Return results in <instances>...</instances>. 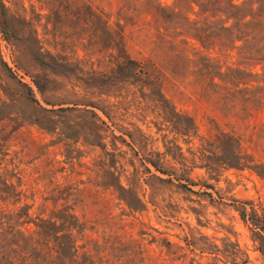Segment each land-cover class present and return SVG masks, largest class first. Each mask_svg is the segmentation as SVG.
<instances>
[{"label":"rangeland","instance_id":"rangeland-1","mask_svg":"<svg viewBox=\"0 0 264 264\" xmlns=\"http://www.w3.org/2000/svg\"><path fill=\"white\" fill-rule=\"evenodd\" d=\"M3 1L0 143L18 165L22 190L33 193L30 212L62 207L66 196L82 220L96 222L91 237L140 241L144 264H264V176L247 167L211 173L191 154L201 138L232 130L264 165V110L236 112L210 96L214 89L201 93L186 73L185 51L145 30L151 13L134 0ZM117 23L127 24L132 58L152 59L164 95L193 117L191 143L162 112L125 98L137 87H125L118 72L122 43L107 32ZM39 46L44 64L30 52ZM50 196L63 198L54 204L44 200ZM140 230L150 236L141 239Z\"/></svg>","mask_w":264,"mask_h":264},{"label":"trees","instance_id":"trees-1","mask_svg":"<svg viewBox=\"0 0 264 264\" xmlns=\"http://www.w3.org/2000/svg\"><path fill=\"white\" fill-rule=\"evenodd\" d=\"M134 1L145 5L151 13L152 21L146 23L145 30L153 29L157 39L177 53L185 51L186 73L193 77L201 93L214 89L210 96L223 99L236 112L264 110V0ZM0 6L2 14L9 9L3 0ZM4 22L7 25V20ZM126 25L117 23L115 31L107 25L108 35H118L122 43L117 65L121 80L125 87H137L136 90L127 87L125 98L130 96L131 104L143 111L162 112L175 133L185 135L186 143H191V137L198 132L193 117L178 111L164 95L162 79L152 59L141 61L129 54ZM30 52L37 61L45 63L40 46L30 48ZM233 57L234 61L228 60ZM34 82L41 90L40 84ZM137 92L141 97L136 100ZM201 140L191 154L207 171L217 173L224 167H247L264 176L263 163L247 152L236 132L220 129ZM7 155L8 147L0 143V264H144L140 241L132 235L126 238L105 233L101 238L91 237L89 232L96 222L90 225L82 220L71 205H66V196L45 197L44 200L51 198L54 204L62 198L65 202L49 211L39 206L37 213L32 214L33 202L26 199L34 200L33 193L28 195L22 190L18 165ZM149 162L155 169H161L157 162ZM145 234L150 236L144 230L138 232L141 239H145ZM156 241L154 236L148 240ZM166 245L171 243L166 241ZM260 250L264 253V247Z\"/></svg>","mask_w":264,"mask_h":264}]
</instances>
